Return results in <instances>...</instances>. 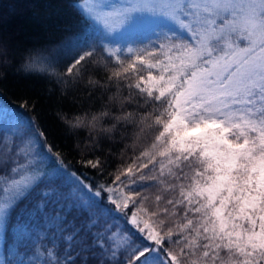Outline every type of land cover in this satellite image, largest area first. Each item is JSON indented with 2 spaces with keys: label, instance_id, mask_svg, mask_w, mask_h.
Wrapping results in <instances>:
<instances>
[{
  "label": "snow or ice",
  "instance_id": "1",
  "mask_svg": "<svg viewBox=\"0 0 264 264\" xmlns=\"http://www.w3.org/2000/svg\"><path fill=\"white\" fill-rule=\"evenodd\" d=\"M77 7L95 35L24 49L14 71L47 81L46 93L84 82L77 114L53 115L87 157L70 161L37 101L21 96L7 138L0 134V245L18 210L41 222L31 230L14 227L0 264H264V201L245 207L241 195L258 196L241 182L261 146L248 138L237 143L239 126L206 107L214 96L244 87L252 61L261 65L252 95L259 91L264 101V0H91ZM41 15L34 4L32 16ZM142 29L154 30L155 38L128 46L125 57L124 49L109 47ZM17 38L0 30V83ZM150 117L149 130L159 133L153 147L167 145L169 163L156 172L143 164L145 156L125 164L121 154L113 164L104 142L120 143ZM173 149L183 153L175 161ZM227 159L234 167H225ZM166 176L181 186L189 180L191 190L177 200L153 198ZM226 178L229 184L210 192Z\"/></svg>",
  "mask_w": 264,
  "mask_h": 264
},
{
  "label": "trees",
  "instance_id": "2",
  "mask_svg": "<svg viewBox=\"0 0 264 264\" xmlns=\"http://www.w3.org/2000/svg\"><path fill=\"white\" fill-rule=\"evenodd\" d=\"M39 5L41 11V18L37 19L32 16V6ZM78 0H0V30L5 34H17L16 47L17 51L10 53L12 60V67L9 68L7 78L0 83V134L6 138L7 133L4 132L5 124L13 119V114L19 112L17 101L21 96H28L35 101L36 110L42 122L44 123L50 135L63 148L70 161H79L81 157H87V151L77 152L74 146L77 142V137L71 133H66L60 123L54 118L53 113L60 109L68 115H76L74 108L79 107L77 97L83 99L86 95L83 92L85 87L84 82L77 84L75 81L65 83L62 87L65 91H57L55 93H46V88H51L52 85L47 81L40 79L38 76H24L14 71V68L21 62L20 57L24 49L41 47L48 45L51 42L64 40L68 43L69 39L74 43H79L81 38L85 36H94L95 33L86 22L80 8L77 7ZM64 26L69 27V31H64ZM132 39L135 40V37ZM138 39V38H136ZM26 56L27 53L23 52ZM127 53L120 52L121 58L125 57ZM106 55V54H105ZM101 63H103V59ZM112 62H116V57H112ZM61 97H64L61 99ZM83 114V113H79ZM155 117H150L146 122L139 125L137 128H129L124 134L123 139L118 144H110L105 141V148L109 146L113 149L115 158L112 159L113 164H116L117 158L123 154L124 163L129 162L128 158L137 160L140 156H145L143 164H152L156 172L159 171L161 163L168 164L169 157L165 155L168 152V146L153 147V144L159 135L156 131H150L149 128L154 122ZM110 122H106L104 127H110ZM119 136V133L117 134ZM87 137V132L84 133ZM243 138L240 136L237 143H243ZM7 142V139H5ZM3 148V144H0ZM183 153L179 150L173 149L171 153V160H177ZM262 155V158L260 157ZM264 150H255L251 153V158L248 161L246 169L247 179L242 181V186L247 189L254 190L258 196L256 199L249 201L247 199L248 193H241L245 198L242 202L245 207L257 203V201H264ZM150 157V158H149ZM155 161V163H153ZM225 167H234L231 159H227ZM139 171V169H137ZM167 172V168L165 169ZM195 169L188 171V177L193 176ZM153 175V174H150ZM194 179V178H193ZM167 183H161L160 188L157 189L153 198L162 195L165 199L171 197L173 200L179 199L181 192L190 191V181L181 182L177 179L172 181L170 177H165ZM230 181L226 178L225 181L210 192L214 193L219 188H223L229 184ZM173 187L175 191L166 192L164 189ZM238 186V185H237ZM234 190V189H233ZM151 205V201L149 202ZM164 206V201H161V207ZM171 211V208L169 209ZM40 221V216L32 217L27 211H17L13 213L9 220L8 232L0 251H2L7 258V250L13 244V230L17 224H25L31 230Z\"/></svg>",
  "mask_w": 264,
  "mask_h": 264
},
{
  "label": "rangeland",
  "instance_id": "3",
  "mask_svg": "<svg viewBox=\"0 0 264 264\" xmlns=\"http://www.w3.org/2000/svg\"><path fill=\"white\" fill-rule=\"evenodd\" d=\"M91 3V0H78V5ZM107 2V0H106ZM152 29H142L136 34H126L123 37H117V42L110 43L109 47L116 51L117 49H124L123 53H127V47H139L148 42L149 39H154ZM135 37V40L132 39ZM138 38V39H136ZM252 60V57H249ZM261 65L257 61H252L249 64L248 75L250 79L247 80L246 85L239 91H232L223 96H214L206 103V107L217 110L218 114L223 113L225 118H231L232 123L239 127L235 131L243 138L255 140L258 145L264 147V101L260 100V92L257 91L252 95L253 88L256 87L255 82L259 79V72ZM13 119L5 124V128H10ZM258 147L256 150H260ZM262 158V155L260 156ZM264 158V155H263Z\"/></svg>",
  "mask_w": 264,
  "mask_h": 264
}]
</instances>
